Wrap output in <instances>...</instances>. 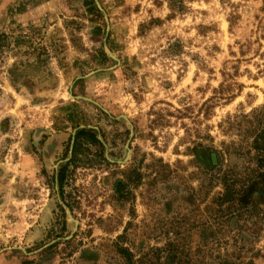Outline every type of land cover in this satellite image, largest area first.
I'll use <instances>...</instances> for the list:
<instances>
[{
	"label": "rangeland",
	"instance_id": "1",
	"mask_svg": "<svg viewBox=\"0 0 264 264\" xmlns=\"http://www.w3.org/2000/svg\"><path fill=\"white\" fill-rule=\"evenodd\" d=\"M0 264H264V0H0Z\"/></svg>",
	"mask_w": 264,
	"mask_h": 264
},
{
	"label": "trees",
	"instance_id": "2",
	"mask_svg": "<svg viewBox=\"0 0 264 264\" xmlns=\"http://www.w3.org/2000/svg\"><path fill=\"white\" fill-rule=\"evenodd\" d=\"M84 131V129H79L76 134H75V137H74V145H77V140L79 138V136L81 135V133ZM96 141V139H95ZM97 142V141H96Z\"/></svg>",
	"mask_w": 264,
	"mask_h": 264
}]
</instances>
